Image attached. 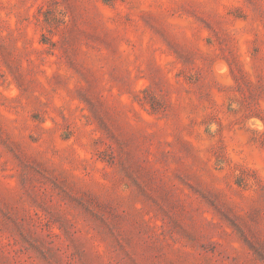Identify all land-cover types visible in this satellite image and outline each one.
Masks as SVG:
<instances>
[{"label":"rangeland","instance_id":"rangeland-1","mask_svg":"<svg viewBox=\"0 0 264 264\" xmlns=\"http://www.w3.org/2000/svg\"><path fill=\"white\" fill-rule=\"evenodd\" d=\"M0 264H264V0H0Z\"/></svg>","mask_w":264,"mask_h":264}]
</instances>
